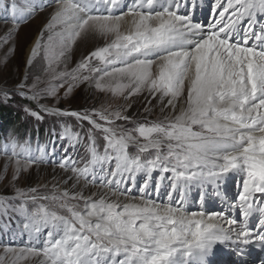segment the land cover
Listing matches in <instances>:
<instances>
[{
  "label": "snow or ice",
  "instance_id": "obj_1",
  "mask_svg": "<svg viewBox=\"0 0 264 264\" xmlns=\"http://www.w3.org/2000/svg\"><path fill=\"white\" fill-rule=\"evenodd\" d=\"M120 6L121 0H60L46 25L52 30L60 27L56 42L49 35L45 47L53 79L65 76L64 72L55 73L53 65L60 62L82 33H111L114 39L90 52L74 72L86 69L89 73H102L97 88L113 94H123L124 89L130 88L131 95L147 86L153 95L168 97L167 103L173 109L184 95L187 81L186 106L174 118L139 125L136 131L144 143L93 118L108 124L127 120L119 111L109 114L103 110L80 113L47 109L89 121L95 129L103 130V155L97 152L90 135L91 159L82 168H76L72 161L62 162L61 167L71 163L78 177L87 179L91 175L93 182L100 180L105 186L111 185L120 191V196L114 191L113 200L107 199L106 194L97 199L80 194L70 197L65 190L51 199L60 201L58 208L66 209L70 215H60L44 206L32 213L35 232L40 231L41 225H51L53 229L41 249L45 264H211L209 258L217 244H235L237 249L252 241L264 244V206L254 207L252 201L255 193L264 194V23L256 22L257 15L264 19V0H216L222 10L207 31L192 24L189 17L169 11L159 0H133L126 13L113 15L112 10ZM156 7L162 10L156 11ZM10 8L14 17L19 14L23 18L25 12L31 15L28 4L17 8L13 3ZM101 12L107 14H93ZM125 15L131 21L122 32ZM245 19L249 27L238 31L237 25ZM39 47L37 43L33 55ZM93 59L100 66H91ZM106 77L111 84L101 82ZM123 77L129 79L128 84L119 82ZM82 78L87 80L89 76ZM65 135L76 138L69 128H65ZM129 143L137 144L135 156L127 152ZM162 146H166L163 154ZM149 149L154 150L152 158L141 160V154ZM110 153L115 154V169L103 177L97 176L94 166L111 160ZM154 169L170 172L174 181L185 184L215 182L230 172L244 173L246 179L235 205L242 219H227L225 225L219 222L224 218L222 212L207 216L203 212H186L182 196L175 207L144 200L147 179L140 189V201L124 197L121 202L120 197L131 188L120 190V185L134 184L136 173L143 172L147 177ZM171 187L175 189L176 184ZM74 199L84 201L82 211L69 203ZM260 203L264 205V200ZM254 212L260 216L259 229L255 231L248 227ZM11 251L14 250H6ZM29 254L40 253L21 250L18 259H26ZM2 261L0 257V264Z\"/></svg>",
  "mask_w": 264,
  "mask_h": 264
},
{
  "label": "rangeland",
  "instance_id": "obj_2",
  "mask_svg": "<svg viewBox=\"0 0 264 264\" xmlns=\"http://www.w3.org/2000/svg\"><path fill=\"white\" fill-rule=\"evenodd\" d=\"M171 1L174 4V1ZM13 3L17 8H23L28 4L31 15L25 12L23 18L19 14L14 17L10 8ZM59 3L60 0H30V4L29 0H0V105L12 110L14 115L18 114L21 122V125H18L21 136L19 138L4 136L0 149V257H3L2 264H45L41 249L47 240V233L53 229L51 225H41L40 231L35 232L31 214L44 206L49 210H57L60 215H70L66 209L58 208L60 201L52 200L51 197L60 196L65 190L70 197L73 194H80L97 199L100 195L106 194L107 199L113 200L116 199L112 195L114 191L117 196H120V191L113 189L111 185L105 186L100 180L93 182L91 175L87 179L78 177L73 172L71 163L61 167L62 162L72 161L75 162L76 168H82L91 159L90 135L95 141L97 152L103 155L106 143L103 130L95 129L89 121L58 115L47 109L80 113L103 110L109 114L119 111L121 116H126L128 119H117L114 123L108 124L100 121L96 116L93 118L106 127H113L117 133L137 137L139 143H144L143 138L139 137L136 131L139 125L163 122L166 117L173 118L177 115V113L171 115V106L167 103L168 97L161 99L159 93L153 95L147 86L131 95L128 94L130 88L124 89L123 94H113L111 91L97 88L96 82L102 73H89L86 69L73 71L90 52L110 43L114 39L111 33L107 36L92 32L82 33L60 62L53 65L55 73L64 72L65 76H57L53 79L54 73L53 69L49 68L45 47L48 45L49 35H52L54 43L56 42V33L60 31V27L57 26L55 30H52L46 28V25ZM209 3H214V0H210ZM121 12L123 10L120 12L116 9L112 10L113 15ZM36 39L40 47L34 57L29 59L28 48ZM91 66H100L99 61L93 59ZM85 75L89 76V79L84 80L82 77ZM73 76L76 79H73ZM101 82L112 83L107 77ZM119 82L128 84L129 79L119 78ZM69 87L71 91H68ZM52 89H55L54 95ZM109 119L112 117L109 116ZM0 125L4 128V124L0 122ZM65 128H69L71 133L76 134V138L71 139L65 135ZM13 144L15 148L12 147ZM165 151L166 146H162L161 153ZM127 152L130 156H135L138 152L137 144L129 143ZM150 154H154L153 149L141 154V160L151 159ZM110 155L113 157L111 160L94 166L93 170L97 176L103 177L115 169V154L110 153ZM231 174L233 173H229ZM240 174L245 176L244 173ZM149 177H146L143 172H138L135 175L134 184L132 182L121 184L120 190L131 188L130 192H124L120 197L121 202L124 197L141 199L140 189L145 179L148 180V188L144 191L143 199L151 195L158 197L161 192L165 197L170 194L168 191L171 190V178H173L170 172L154 169L151 173L152 178ZM224 177L225 175L221 178ZM32 189L35 191H31ZM224 190L220 185L219 190L214 187L211 191H201L197 193L196 202L208 197V202L213 203V210L221 209L222 206L216 204L212 192H215L220 199L224 194L227 200L230 199L233 202L242 189L234 186L232 197L224 193ZM31 196H35L36 199H30ZM159 200L163 201L162 198ZM69 203L75 205L76 210L82 211L84 208L83 200L74 199ZM26 225L28 227H25ZM7 249L14 251L6 252ZM26 249H34L40 254H29L26 259H18L21 250ZM228 252L229 250H226L225 254ZM215 253L218 254L220 262L221 258L230 256V253L227 255L219 254L218 251ZM120 258L118 256L116 259Z\"/></svg>",
  "mask_w": 264,
  "mask_h": 264
},
{
  "label": "bare ground",
  "instance_id": "obj_3",
  "mask_svg": "<svg viewBox=\"0 0 264 264\" xmlns=\"http://www.w3.org/2000/svg\"><path fill=\"white\" fill-rule=\"evenodd\" d=\"M173 1H174V4L178 5V7H175V8L170 7L173 4L171 0H167V3H165V0H159L161 5H164L165 7H169V11H174L177 15H180V16L189 17L192 24H199L203 31L209 30V26L215 23V21L218 19L219 11L222 10L216 6V0H214V3L212 4L209 3L210 0H173ZM132 3H133V0H121V6L120 8L116 10L119 12L120 10H123V13H126L128 11V7ZM203 9L205 10L204 13L201 12ZM210 9H211V13H209ZM155 10L161 11L162 8L156 7ZM230 12L231 10H229V13H226L225 15L226 16L229 15ZM130 21H131V17L128 15H125L124 22H122V25H121V31H124L125 28L130 26ZM256 22L264 23V19H262L260 15H257ZM248 27L249 25L247 23V19L241 20L240 23L237 25V30L239 31L242 28H248ZM233 35L235 36V33ZM236 38L239 39L240 37L237 36ZM37 43H38V40L36 39L29 46L28 48L29 59L34 57L32 50L36 48ZM153 73L154 75L157 74V69L155 65L153 66ZM186 96H187V81L185 82L184 95L180 97L178 101L176 102L175 109H173L171 106L172 116L174 115V113H177V115H179L181 107L186 106ZM149 178H152L151 175ZM161 178H163L162 174H161ZM244 179H246V175L245 176L241 174L229 175V173H227L225 174L224 178L218 179L215 182L205 181L202 183H198L196 181H191L185 184L183 181H174V179L171 178L172 183L175 182L176 188L175 189H173L172 187L170 188L171 190L168 191L170 192V196L169 195H167L166 197L162 196L163 192H161L158 197L151 195L149 198L148 197L144 198V200H151L155 204H158V205L171 203V205L175 207L177 206L178 203H181L180 198H181V194L183 193V196H182L183 197V207L186 212H189V213L190 212H203L205 213L206 216L213 212H217V213L222 212L224 214V218L220 220L219 222L221 224L226 225L227 219L236 218L238 222L242 219V217L240 216V210L237 207H235V205L238 203V200L236 199L233 202L230 199L227 200L224 194H223V198L220 199L218 196L215 195V192H212L213 197L216 199V204L218 206H222L221 209L213 210L212 209L213 203L208 202L209 200L208 197H205V200H200L196 202V198H198L197 193H200L201 191L203 192L211 191L214 187L217 190H219L220 185H222L223 189H225L223 192L228 193L230 197H232V194L234 192L233 191L234 186H238L242 188V182ZM233 184L234 186H232ZM218 194H221V193L218 192ZM161 198L163 199V201L159 200ZM200 198L202 199V197ZM128 199H131L137 202L141 200V199H132V198H128ZM262 200H264V198H261L260 200H256L254 197H252L254 207L264 206V205H261L260 203ZM259 218H260L259 213L254 212L253 215L250 216L249 218L248 227L254 231L258 230L259 229V224H258ZM252 242H250L247 245H241L239 249L236 248L235 244L229 245L227 243H221V244L215 245V249L218 248V250L213 249L212 253L215 256L213 254L210 255L209 259L211 261V264H244L245 261L247 262V264H264V263H261L259 260L256 261L258 254L249 250L248 246ZM226 250H229L228 253H230V256L226 258L225 257L221 258V262L218 261L219 256L217 253H215V251L220 252L219 254H225ZM228 253H226L225 255H227ZM252 256H255V257L252 258ZM185 259L187 260L189 258H185Z\"/></svg>",
  "mask_w": 264,
  "mask_h": 264
},
{
  "label": "trees",
  "instance_id": "obj_4",
  "mask_svg": "<svg viewBox=\"0 0 264 264\" xmlns=\"http://www.w3.org/2000/svg\"><path fill=\"white\" fill-rule=\"evenodd\" d=\"M0 122L4 124L1 127L0 125V149L3 143L4 136L19 138V127L21 125L20 118L18 114H13V111L7 107L0 105Z\"/></svg>",
  "mask_w": 264,
  "mask_h": 264
}]
</instances>
